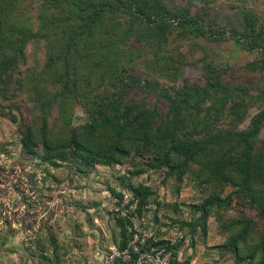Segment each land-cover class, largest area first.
Returning a JSON list of instances; mask_svg holds the SVG:
<instances>
[{
  "label": "rangeland",
  "instance_id": "374dc122",
  "mask_svg": "<svg viewBox=\"0 0 264 264\" xmlns=\"http://www.w3.org/2000/svg\"><path fill=\"white\" fill-rule=\"evenodd\" d=\"M0 28L6 41L12 42L9 47L17 50L24 30L31 33L20 71L34 68L42 73L54 54L58 66L47 80L51 83L68 69L80 89L86 90L90 82L101 97L148 96L149 102H155L164 89L172 94L195 87L202 90L206 83L203 67L216 65L227 85L250 92L238 116L230 115L235 101L229 99L227 117L218 123L221 129L246 130L264 111V0H0ZM158 57L164 61L149 62ZM114 60L125 69L122 76H113V85L102 70L104 63L108 66ZM128 75L154 79L160 90L141 91L130 81L122 85L118 79L128 80ZM49 88L57 87L51 84ZM74 101L66 110L71 118L64 125L60 107L52 110L55 132L65 135V126L78 128L92 121L94 113L85 102ZM35 105L23 88L0 105V255L14 257L7 264H64L63 260L72 264V257L63 258L99 255L115 243L118 234L121 237L123 228L114 214L121 202L118 189L135 192L132 185L146 188L150 199L137 193L143 203L153 201L158 206L151 225L156 241L169 242L176 237V228L201 219L202 206L213 195H232L221 208L215 206L194 233L185 227L189 234L177 238L174 245L180 241L184 255L191 251L194 255L199 241L208 264H248L238 262L222 247L229 238L224 227L252 219L259 237L264 234V217L248 198L235 193L239 186L216 179L204 181L211 173L205 166L208 158H198L182 180L168 176L152 160L146 165L136 154L118 165L83 163L71 156L49 158L41 146H28L24 138L25 126L39 114ZM162 105L167 107V102ZM208 123L205 126L210 127ZM257 142L264 144V120ZM202 168L206 175L198 173ZM257 187L264 188L259 183ZM97 217L102 226L92 227L91 219ZM85 224L88 231L81 227Z\"/></svg>",
  "mask_w": 264,
  "mask_h": 264
},
{
  "label": "trees",
  "instance_id": "16d2710c",
  "mask_svg": "<svg viewBox=\"0 0 264 264\" xmlns=\"http://www.w3.org/2000/svg\"><path fill=\"white\" fill-rule=\"evenodd\" d=\"M104 10L103 7V13ZM103 13L96 22H102ZM24 32L16 43L17 46L20 45V50H17L15 47H9L12 42L6 41L0 28V105L3 100L15 98L19 88L26 90L28 96L35 100L37 105L34 107L39 109V114L33 117V123L26 125L23 131L28 146H41L49 158L66 160L71 156L83 163L96 162L105 165L125 163L136 154L143 157L142 162L146 165L152 160L156 167L166 169L168 176H176L178 180H182L184 175L190 172L198 158L205 157L210 160L208 163L211 164L207 163L205 166L211 173L204 181L216 179L218 182L239 186L235 193L248 198L251 204L260 208L264 217V188L257 187L258 183L264 186V144L259 146L257 142L263 125L264 111L246 130L231 127L221 129L218 123L227 117L225 108L229 99L235 101L230 115L238 116L241 107H245L248 102L244 96H249L250 92L242 87L227 85L221 78L223 71L215 70L216 65L203 67L206 83L202 90L195 87L192 91L179 90L172 94L164 89L157 95L155 102H149L148 96L128 100L121 96L101 97V94L96 93L98 89L92 88L90 82L84 87L86 90L80 89V82L72 77L74 75H70L68 69L61 73L59 80L54 77V82L47 81L53 77L50 73L58 66L53 53L42 73L34 68L25 72L18 70V65L25 59L24 47L32 38L29 30ZM149 32L146 31V34ZM159 60L164 61L162 58H152L149 62ZM118 61L114 60V63L108 66L104 63V71L102 70L104 78H110L113 85L116 81L113 76H122L120 74H123L125 69ZM118 80L122 85L130 81L129 84L141 91L152 93L156 89L160 90L154 79H134L133 75H128V80L123 77ZM51 84L57 88H49ZM74 97L85 102L88 109L94 113L91 114L92 121L78 128L65 126L61 129L67 133L59 134L55 132L51 122L52 110L57 105L60 107V119L64 125L71 118L70 112L66 110L69 105L74 106ZM99 99L102 100L98 101ZM165 101L167 107L162 105ZM207 123L210 127L205 126ZM198 173L201 176L206 175L204 168ZM131 187L136 194L146 190L133 185ZM143 195L144 200L150 199L147 191ZM231 200L232 195L225 198L213 195L202 206L201 219L183 223L182 227L186 229L188 226L191 233H194L198 223H203L204 217L211 213L215 206L221 208ZM119 220L124 236L127 227L121 219ZM224 228L229 232V238L222 247L230 250L235 260L247 261L248 264H264V234L256 237V227L252 219L231 222ZM166 243L169 242L160 240L155 244ZM121 245L125 246V242L122 241ZM180 245L179 241L173 246L176 250L175 258L179 255ZM174 260L170 264L176 261Z\"/></svg>",
  "mask_w": 264,
  "mask_h": 264
},
{
  "label": "built area",
  "instance_id": "2783aa9c",
  "mask_svg": "<svg viewBox=\"0 0 264 264\" xmlns=\"http://www.w3.org/2000/svg\"><path fill=\"white\" fill-rule=\"evenodd\" d=\"M121 202L114 214L121 219L127 229L120 243L99 252L93 264H170L175 258L173 248L177 238H183L182 229L176 228L169 243L155 244V233L151 225L157 216L158 206L153 201L142 202V198L129 189H118ZM125 242V246L121 242ZM154 242V243H153Z\"/></svg>",
  "mask_w": 264,
  "mask_h": 264
},
{
  "label": "crops",
  "instance_id": "0c3cea01",
  "mask_svg": "<svg viewBox=\"0 0 264 264\" xmlns=\"http://www.w3.org/2000/svg\"><path fill=\"white\" fill-rule=\"evenodd\" d=\"M88 211V210H87ZM92 217H94V216H92ZM91 222H92V227H97L98 225L97 224H99V226H102V220L100 221L99 219H98V217L97 218H92L91 219ZM99 222V223H98ZM71 227H73V225L71 226ZM81 227H85L86 229H87V231H88V228H89V226L87 225V224H85V225H82ZM182 231L187 235V234H189V232H186V229L184 230V229H182ZM190 234H191V232H190ZM196 237V236H195ZM108 237H106V239H107ZM121 238H122V234H121V237H119V234L117 235V237H116V240H115V243L113 244V245H117V244H119L120 243V240H121ZM105 241V240H104ZM103 241V242H104ZM109 240L107 239V242H108ZM102 242V241H101ZM106 241H105V243H107ZM100 243V242H99ZM112 246V245H111ZM187 246V245H186ZM197 246H198V250L196 249V253L193 255V253H192V251L188 254L187 253V255H184V251H183V246H180L179 247V255L175 258V262L174 263H172V264H183V263H186V262H189V264H208V255H204V253H205V248L203 247V244H199V241H198V243H197ZM100 247H103L102 245L101 246H99L98 247V249H100ZM106 248H107V246H105ZM192 250V249H191ZM13 256V255H12ZM10 257V255H0V264H7V262L9 261V260H12L11 258H14V257ZM72 257V258H71ZM72 259L71 260V263L72 264H75L77 261L78 262H84V261H90V260H92V262H91V264L92 263H94V261H96V260H98V255H85V253H84V255H67L65 258H63V259ZM62 259V258H61ZM60 259V260H61ZM55 260H56V258H55ZM58 260V259H57ZM64 261V264H66L67 263V261L66 260H63ZM75 261V262H74ZM54 263V262H53ZM52 263V264H53ZM17 264V263H16Z\"/></svg>",
  "mask_w": 264,
  "mask_h": 264
}]
</instances>
